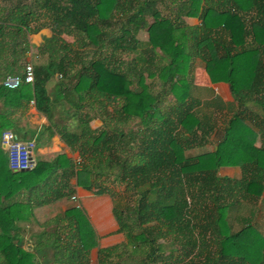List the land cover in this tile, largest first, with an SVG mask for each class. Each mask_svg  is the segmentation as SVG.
<instances>
[{
    "label": "trees",
    "instance_id": "1",
    "mask_svg": "<svg viewBox=\"0 0 264 264\" xmlns=\"http://www.w3.org/2000/svg\"><path fill=\"white\" fill-rule=\"evenodd\" d=\"M1 1L7 12L0 18V47L8 54L6 75L22 80L27 34L47 27L52 35L33 56L46 58L32 65L33 82L14 89L0 86V97L5 105L33 97L36 110L46 116L48 134H56L71 153H77L78 161L59 154L34 162L31 169L12 170L0 147V264H38L13 239L17 215L69 197L72 179L78 187L112 197L103 181L106 177L135 197L132 208L112 197L123 248L138 256L133 264L168 262L164 243L182 253L187 264H264V237L252 223L256 215L252 204L264 187V0H215V5L184 0L183 14L201 19L200 27L191 29H178L151 13L147 44L150 51L158 48L167 61L160 72L174 99L160 109L140 77L137 88L131 89L126 74L110 66L107 58L95 55L84 66L83 55L71 50L74 44L61 38L71 35L80 48L98 49L110 44L109 37L116 32L118 37L111 41L117 48H123L130 35L135 43L129 30L141 27L142 11L133 0ZM260 1L262 5H254ZM250 11L254 16L244 19ZM217 30L224 32L227 43L211 38ZM177 32L179 40L174 38ZM192 54L203 61L212 83L228 85L237 104L212 151L201 150L211 131L208 119L199 118L185 101L186 67ZM55 75L50 99L45 85ZM83 103L96 104L99 129L91 130V116L79 114ZM107 106L112 110L106 111ZM55 107L53 119L50 110ZM69 120L76 124L74 130L67 128ZM0 121L1 135L10 123ZM133 123L135 130L128 129ZM257 138L259 147L254 146ZM222 166L239 167L240 179H217L215 173ZM60 224L63 264H88L84 241L92 231L84 216L73 207L64 211ZM206 235L217 237L212 249L204 241Z\"/></svg>",
    "mask_w": 264,
    "mask_h": 264
},
{
    "label": "crops",
    "instance_id": "2",
    "mask_svg": "<svg viewBox=\"0 0 264 264\" xmlns=\"http://www.w3.org/2000/svg\"><path fill=\"white\" fill-rule=\"evenodd\" d=\"M213 1L215 2V0H202L201 5H215ZM133 2L132 5L136 8L139 6L142 11L141 16H139L141 27H137L135 30H133V28L129 30L133 33L135 43L131 42L132 39H128L131 37L130 35L129 37H125V39L128 40L122 45L123 48H117V43L111 41L118 37V34L115 32L110 36L111 38L109 37L110 44L105 42L107 47L104 51L101 50L103 47L101 45V47L98 48L99 51L96 50L93 57L97 55L98 58H107L110 66L114 64L115 66L113 67H119L120 70L126 74L125 76L131 83V89L137 88V80L140 77L142 85L147 87L149 96L155 99L159 104L160 109L166 103L171 104L174 102V99L171 94L168 93L166 85L163 83L165 77L164 73L162 75L160 72L162 67H166L167 61L161 57L163 53H161L158 48L150 51L151 49L147 44L148 33L146 29L154 19L151 16V13L154 12L158 14L159 18L157 20L161 19L168 21L171 25L178 27V29L199 28L201 25V19L198 15L186 17L183 14L182 6L185 5L183 4L185 2L184 0H133ZM262 4L263 1H260L258 3L256 2L254 5L258 6ZM4 6L3 1L0 0V18H4L7 13ZM254 12L255 11H250L247 15H244L243 18L249 20L254 16ZM42 21V19H39V22ZM216 32L217 33H211L212 37L211 35L210 37L219 38V41L227 43V38L224 32L221 30H217ZM51 35L52 32L47 27L41 28L35 33L26 35L29 50L25 62L20 64V72L22 75V66L24 63L37 65L41 61H46L45 57L39 56L40 59H37L38 57H36V59L32 58L37 54V47L45 38H49ZM65 37L73 38L71 35H61L62 39H65ZM174 38H178L179 40L180 34L177 32L174 34ZM189 38H192V36L190 37V34L188 33V39ZM247 40L248 39L245 40L246 43H248ZM65 41L68 42L67 40ZM2 42L4 43V40L1 41V43ZM182 42L185 45V41L182 40ZM191 42V40L189 43L186 42L187 48H190L188 45L191 46ZM105 43H103V45ZM5 55L8 54H6L4 47L1 46L0 86L7 89H14L22 82L18 77H12L5 74ZM140 56L142 57L141 59ZM82 60L81 63L84 66L87 65L88 60H85L84 55ZM186 69V88H188V97L185 101L187 104H192V111H194L199 118L205 117L206 120L208 119L207 124L211 127V131L208 133L207 140L203 142L201 150L212 151L215 149V144L223 138L224 127L231 116L230 109H236L237 104L234 97H232V94H230L227 84L222 82L212 83L210 81L204 70L203 61L198 55L193 56L192 54V58H190ZM4 75H6L5 78H2ZM52 78L56 83L57 76L55 75ZM52 78H50L47 85H45L50 99L52 97L51 93H48V91L50 88L52 89L54 87V82L53 85L50 84ZM14 79H18L17 85L14 87L9 86L13 84L10 80ZM4 82H7L8 86L4 85ZM26 99H15L5 105L3 97H0V119L3 121L5 118V120L10 123V127L6 130L12 131L21 141H34L35 149L32 154L33 162L50 161L59 154H65L66 157L71 158L74 162L78 161V155L76 152L71 153L56 134H48L46 131L48 125L46 116L36 110L33 97L30 99L28 98V101H26ZM86 109H90L91 111L86 114L84 113V115L91 116L88 123L89 128L91 130L99 129L102 124L100 119L101 113L95 111V109L92 110L91 106L87 107L85 104L82 105V110L85 111ZM51 110V115L54 113L53 119H56L57 107H55L52 112ZM82 110H80L79 114ZM169 116L172 119H175L173 113H170ZM259 140V138L256 139L254 144L255 147H259ZM193 150L194 149L191 151ZM240 172L239 167L222 166L217 169L215 177L219 180L222 178L238 180L241 176ZM71 185L73 193L70 196L75 197L74 201L70 200V196L64 197L50 204L34 208L30 212H23L17 215L18 218L14 221L15 235L13 239L17 241V244L20 245L22 250L31 254L38 264H63L64 261L62 259L61 246L63 230L60 224V217L64 211L77 207L92 231L91 236L84 241V248L87 249V263L133 264L138 256L131 254L130 251L123 248L125 239L123 234L118 232V226L112 213V197L106 193H98L95 188L84 189L78 187L75 185L74 179H72ZM252 207L254 214H256L255 217L252 218V223L262 232L264 237V187L261 197L256 202H253ZM207 236L208 235H206V237ZM216 238L217 237L214 236L211 240L215 241ZM165 250L168 251L165 252L166 255H169L168 262H153L149 264L188 263L187 258L173 246L170 249L167 248ZM190 256L192 257L191 254L189 257Z\"/></svg>",
    "mask_w": 264,
    "mask_h": 264
},
{
    "label": "built area",
    "instance_id": "3",
    "mask_svg": "<svg viewBox=\"0 0 264 264\" xmlns=\"http://www.w3.org/2000/svg\"><path fill=\"white\" fill-rule=\"evenodd\" d=\"M7 81V80H6ZM14 87L18 83V79L10 80ZM22 83L31 84L33 82V67L30 63H26L23 67ZM7 85V82H4ZM0 146L6 153L8 166L12 170H28L31 169L34 162L32 159L35 144L32 140L21 141L11 131H3L0 135ZM70 200L74 201L75 197L70 196Z\"/></svg>",
    "mask_w": 264,
    "mask_h": 264
},
{
    "label": "rangeland",
    "instance_id": "4",
    "mask_svg": "<svg viewBox=\"0 0 264 264\" xmlns=\"http://www.w3.org/2000/svg\"><path fill=\"white\" fill-rule=\"evenodd\" d=\"M29 1L30 0H27V2L29 3ZM134 3V2H133ZM135 4V3H134ZM111 38V37H110ZM129 39V38H128ZM128 39H126V40H128ZM65 40H67L68 42H66ZM63 41L65 42V43H67V44H74V46H73V48L71 49L72 51H76L77 53H79V54H81V55H84L85 56V60L87 61V60H90L92 57H93V55L95 54V52H96V50L97 51H99V49H94V48H92V47H84V48H80L79 47V44L78 43H76V42H74V38H71V37H65V39H63ZM72 42V43H71ZM108 42V41H107ZM126 42V41H125ZM107 47V44L105 43L104 45H103V47H102V51H104V49ZM117 49V48H116ZM118 51V50H117ZM70 55L72 54V52L70 53V52H68ZM32 59H34V57L32 58ZM41 62H43V61H41ZM40 62V63H41ZM55 80L52 78V80L50 81V84L51 85H53V82H54ZM48 83V82H47ZM47 83H46V85H47ZM55 82H54V86H55ZM52 90L53 89H51L50 88V92L48 91V93H51L52 95H53V93H52ZM52 95H51V97H52ZM86 104V103H85ZM120 104V103H119ZM114 106L117 108L119 105H118V103H115L114 104ZM91 107H92V110H94L95 109V111H99V109H96L95 107H97L96 106V104L95 105H91ZM114 107V108H115ZM106 111H110V110H112L111 109V106H107L106 107V109H105ZM87 112H91L90 111V109H86L85 111H83L82 110V112L80 113V114H82V115H84V113L86 114ZM61 120H63V119H61ZM61 120H59V122L61 121ZM68 123V122H67ZM66 123V125H67V128H69V130H74L75 129V126H76V124L73 122V120L71 121V120H69V123L67 124ZM117 128H119V127H117ZM127 128L128 129H133V130H135V123H133V124H131V125H128L127 126ZM136 145H138L137 143L135 144V146ZM103 181H104V184L106 185V186H108V188L110 189V191L111 192H113L112 194H113V196L112 197H114V200L116 201V202H118L119 204H121V206H124V207H127V208H132L133 207V205H134V202H135V197L133 196V195H131V194H128V193H124L123 192V186L122 185H120V184H118V183H114V182H111L112 181V178L111 177H106V178H103ZM162 194V192L161 191H159V193H157V197L158 196H160ZM212 237H214V235H208L207 237H206V239H204V241H205V243L206 244H208L209 245V247H210V249H212L213 248V243H214V241H212L211 240V238ZM160 242V241H159ZM172 246L169 244V243H164V247L163 248H165V249H170ZM210 251V250H209ZM136 263V262H135Z\"/></svg>",
    "mask_w": 264,
    "mask_h": 264
},
{
    "label": "water",
    "instance_id": "5",
    "mask_svg": "<svg viewBox=\"0 0 264 264\" xmlns=\"http://www.w3.org/2000/svg\"><path fill=\"white\" fill-rule=\"evenodd\" d=\"M233 97V96H232Z\"/></svg>",
    "mask_w": 264,
    "mask_h": 264
}]
</instances>
